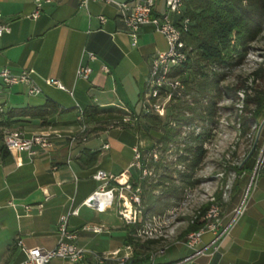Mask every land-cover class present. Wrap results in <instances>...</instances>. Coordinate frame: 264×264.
I'll return each mask as SVG.
<instances>
[{
    "label": "crops",
    "instance_id": "1",
    "mask_svg": "<svg viewBox=\"0 0 264 264\" xmlns=\"http://www.w3.org/2000/svg\"><path fill=\"white\" fill-rule=\"evenodd\" d=\"M164 7V0L156 5L158 11ZM34 9L33 0H0V19L11 27L0 36V69L16 73L32 70L42 88L41 94L30 96L24 86H17L5 101L10 109L42 106L52 100L59 109L44 118L18 117L5 127L57 131L62 136L53 135L54 146L33 157L9 151L0 157V264H17L25 258L19 240L28 247H55L61 238V217L67 214V229L77 234L74 243L88 251L85 262L77 264H95L96 255L109 258L104 264H124L123 258L134 254V245L126 240L135 224L119 216L121 200L117 198L103 212L85 205V201L104 187V182L94 177L99 170L116 179L122 174L137 183L143 179L134 152L146 144L140 133L142 117L134 124L110 125L122 119L128 108L139 111L152 57L167 49L166 38L146 25L139 31L138 43L133 44L117 7L104 0L91 1L87 7L80 6V0H57L38 18L31 17ZM99 16H105L106 21L101 22ZM160 39L165 40L166 49L161 48ZM88 53L96 58L90 59ZM80 65L91 67L89 79L77 77ZM103 65L108 66V72ZM46 78L58 80L65 88L46 84ZM24 95L29 99L19 101ZM93 106L98 113L91 119L85 117L87 132L83 138L78 113ZM72 134L78 136L74 141ZM259 179L255 204H264V173ZM114 186L111 181L108 187ZM73 210L78 214H70ZM92 226L102 230L93 231ZM208 234L210 238L204 239ZM204 236L198 253L207 257L205 264H238L226 260V251L229 253L236 244L231 237L218 243V235ZM191 253L184 237L156 263L187 259L182 263L193 264L196 258L191 259ZM238 256L247 258L239 252ZM255 260L247 262L254 264ZM51 264L69 263L54 259Z\"/></svg>",
    "mask_w": 264,
    "mask_h": 264
},
{
    "label": "rangeland",
    "instance_id": "2",
    "mask_svg": "<svg viewBox=\"0 0 264 264\" xmlns=\"http://www.w3.org/2000/svg\"><path fill=\"white\" fill-rule=\"evenodd\" d=\"M158 43L166 49L165 40ZM263 62L264 25L239 65H203L210 76L213 72L226 74L220 90L242 84L253 96L264 90V76L255 75ZM184 77L188 79V91L170 104L164 118L154 114L142 118L140 133L146 144L140 151L147 173L141 180L142 224L133 237L151 248L148 253L157 264L156 259L169 252L177 240H186L196 230L193 226L201 228L205 224L204 216L214 204L220 209L218 243L227 237L236 242L229 253L226 251V260L250 264L247 261L256 259L254 264H261L264 204H255V193L264 173V110L255 114L253 105L245 107V91L238 92L237 101L216 95V89L203 97L197 92L203 78L192 74ZM22 97L18 100L29 99L27 95ZM4 129L0 126V137ZM198 146H203L205 153L193 168ZM187 173L190 183L184 177ZM150 205L153 208L149 209ZM209 238V234L204 236ZM198 250H192L190 258H196L193 264H205L207 257ZM238 252L247 258L241 259ZM186 260L167 264H183Z\"/></svg>",
    "mask_w": 264,
    "mask_h": 264
},
{
    "label": "built area",
    "instance_id": "3",
    "mask_svg": "<svg viewBox=\"0 0 264 264\" xmlns=\"http://www.w3.org/2000/svg\"><path fill=\"white\" fill-rule=\"evenodd\" d=\"M35 4L32 18H38L42 15L46 6L55 3L57 0H33ZM97 0H80V6L87 7L89 2ZM109 4H114L118 9V17L127 28L133 44L138 43L139 31L146 25H152L156 31L162 33L167 41V49L156 52L151 61L150 73L146 79L144 90L139 101L140 109L135 111L126 109L125 115L120 120L114 121L110 128L122 124H134L138 121L139 116L154 114L164 118L168 112L170 104L184 96L186 93V84L184 79L176 74L178 67L184 65L192 55L193 48L188 44L186 36L190 30V18L186 15L185 0H164V10L158 11L156 5L161 0H128L119 2L117 0H104ZM101 22L106 21L105 16H99ZM11 31L7 23L0 19V36ZM90 59H95L94 53H88ZM105 72L109 71L107 65H103ZM92 73L88 65H80L77 69V77L89 79ZM43 81L48 85H55L61 89L65 87L56 79L46 78ZM17 86H24L28 95L36 96L42 93V88L37 81V75L32 70H23L13 72L9 68L0 69V117L5 115L9 110L5 96ZM78 120L81 123L80 134L85 137L87 125L85 122L84 110L80 109ZM53 135L62 136L61 132H28L22 129L5 127L2 133L0 143L1 148L12 153H27L33 157L39 152L45 151L54 146ZM73 141L78 137L76 134L71 135ZM108 147V145H106ZM136 165L143 169L146 174L145 165L142 162V153L140 148L134 150ZM97 180L104 182V187L96 191L90 198L85 201V205L94 207L103 212L113 205L117 200H121L119 216L128 224L142 223L143 207L141 201L142 189L138 186L132 187L129 177L124 174L118 178L124 180L121 185H115L109 188L111 181L116 177L99 170L95 176ZM128 191V194L125 193ZM98 204H94L93 201ZM1 207V206H0ZM28 209V207H26ZM70 214H78V210L71 211ZM69 214L61 217L59 229L61 238L57 245L51 249L45 247H28L23 240L18 241V246L25 254V258L17 264H51L54 259H61L69 264L84 263L87 250L79 247L74 243L77 234L67 229V220ZM205 224L198 230L189 233L186 237L185 244L191 250H196L202 238L207 233L218 234L220 227V209L212 205L204 216ZM91 230L99 232L102 227H91ZM132 256L126 255L123 260L124 264ZM95 264H104L109 258L107 256H95Z\"/></svg>",
    "mask_w": 264,
    "mask_h": 264
},
{
    "label": "trees",
    "instance_id": "4",
    "mask_svg": "<svg viewBox=\"0 0 264 264\" xmlns=\"http://www.w3.org/2000/svg\"><path fill=\"white\" fill-rule=\"evenodd\" d=\"M186 15L190 18V30L186 36L188 44L193 48L189 60L175 71L186 84L188 91V79L184 75H194L202 77L203 82L198 84L197 92L203 97L210 95L212 89H216L218 96L225 95L230 100L237 101L238 92L245 91V107L254 106L255 114L264 110V90L256 91L253 96L248 94L245 85L229 86L225 90H220L219 84L226 74L213 72L210 76L205 70L203 63H214L223 68L233 67L242 63L250 44L260 35L264 25V0H185ZM234 52H239L234 56ZM263 64L255 71V75L264 76ZM212 106V105H211ZM210 108V106H209ZM58 104L52 100L37 107L26 106L22 108H10L5 115L0 117V126H10L18 117L44 118L57 113ZM98 113L96 107L84 110L85 117L94 118ZM168 113V112H167ZM144 117V116H140ZM160 118V117H159ZM201 134L198 136L200 139ZM2 136L0 137L1 143ZM205 150L203 146H198L194 151L192 166L195 168L202 160ZM8 151L1 148L0 157H5ZM86 158V157H85ZM92 155L89 156V160ZM145 165V164H144ZM143 170V169H142ZM186 182H189L190 175H184ZM144 179V178H143ZM144 181V180H143ZM130 178L132 187L136 189L142 186ZM120 179H113V185H121ZM153 208L150 205L149 209ZM142 223L133 225L131 234L126 242L134 245V254L125 264H153L152 251L147 245L141 244L132 234H136ZM198 230L199 226H193ZM264 264V262H261Z\"/></svg>",
    "mask_w": 264,
    "mask_h": 264
},
{
    "label": "water",
    "instance_id": "5",
    "mask_svg": "<svg viewBox=\"0 0 264 264\" xmlns=\"http://www.w3.org/2000/svg\"><path fill=\"white\" fill-rule=\"evenodd\" d=\"M263 124H264V122L262 123V125H263ZM261 127H262V126H261ZM254 147H255V146H254ZM93 203H94V204H98V202L95 201V200L93 201Z\"/></svg>",
    "mask_w": 264,
    "mask_h": 264
}]
</instances>
